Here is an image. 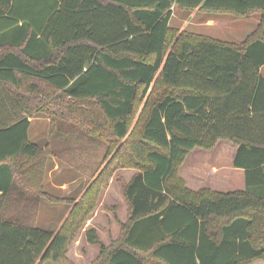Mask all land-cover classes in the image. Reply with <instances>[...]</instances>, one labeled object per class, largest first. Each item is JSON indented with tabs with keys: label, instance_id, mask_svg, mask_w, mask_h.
Masks as SVG:
<instances>
[{
	"label": "trees",
	"instance_id": "obj_1",
	"mask_svg": "<svg viewBox=\"0 0 264 264\" xmlns=\"http://www.w3.org/2000/svg\"><path fill=\"white\" fill-rule=\"evenodd\" d=\"M175 6L263 15L240 44L190 34L171 40ZM262 66L264 0H0V264H73L70 245L122 167L139 170L124 186L128 218L119 221L120 236L109 246L95 229L86 231L101 249L93 264L264 260ZM159 81L164 90L151 106L148 100L132 135L137 100H147ZM62 100L64 110L87 100L101 110L105 123L94 121L92 129L79 116V132L106 154L55 231L31 221L30 211H5L11 198L27 209L32 197L25 194L44 193L35 164L42 148L30 139L31 118ZM219 140L239 146L235 167L246 170V189H190L179 176L181 165L195 148L209 150Z\"/></svg>",
	"mask_w": 264,
	"mask_h": 264
},
{
	"label": "rangeland",
	"instance_id": "obj_2",
	"mask_svg": "<svg viewBox=\"0 0 264 264\" xmlns=\"http://www.w3.org/2000/svg\"><path fill=\"white\" fill-rule=\"evenodd\" d=\"M256 14L262 19V13H254L250 16L240 17L229 13H208L198 9L185 10L175 6L173 8V17L171 21V29L173 31L171 40L177 39L182 34L199 36L201 32H212L217 36L224 37L226 34L229 35L230 32L228 31L226 33L228 20L235 21L234 27L240 29V24L243 21L242 18H251ZM209 19L218 20L217 26L213 28V30L203 28L205 25L204 23H206ZM161 87L162 84L159 81L155 84L147 100H137L135 111L129 119L130 133H132V135L139 132L140 126L142 125L148 111L146 110L148 100H150L149 106H151L158 95L164 90V88ZM44 90L47 92V88H44ZM62 105H67L65 100L58 101L52 105L48 104L47 106H44V111L39 110V112L34 113L31 118L32 128L30 137L42 148V154L36 160L38 163L35 164L37 165V169L40 170L39 174L42 176L41 183L43 184L44 193H32L33 190H31L30 193L25 194V196L32 197L27 209H24V207L20 209L21 206L18 205L19 201L18 204H16L11 198V200H9L10 204L7 207V211H5V213L9 214H14L16 210L18 212L30 211L31 213L27 214V216L31 219V221L40 227L55 231L60 230L75 205L82 199L83 195L90 188L93 179L97 177V175L93 176V173L106 154V148L103 145H100L97 140L93 141V139L84 137L81 132H79V130H81L79 116L84 118L91 128L94 125V121H97L96 123H105V118L101 110L89 100L76 103V108H73L72 110H70V108L69 110H64L65 107ZM46 109H49V111H46ZM63 110L65 111L64 113H66V116H63ZM108 127L109 126H107L106 131H110ZM93 128L95 129L96 127L94 126ZM203 150L208 152H203ZM221 150H223V161H225L230 151L224 147V149L218 148V153L221 152ZM215 152V147L209 150L197 148V152H195L193 157L196 160L201 158L206 159V162L201 163L203 171L202 174L206 180L223 182V177L208 173L213 167L212 163L215 157ZM110 157L111 155L108 157V160ZM92 161L94 163V167L92 166L90 174H84V169H86ZM26 164L30 165L31 160L26 161ZM186 165L187 163L185 160L179 169V176L188 186V183L183 176V171L187 170ZM221 165L225 164L222 163ZM203 167L205 168L203 169ZM120 169H122V173L119 172ZM126 169L130 170L132 168L122 167L113 171V174L108 179L107 186L101 189L96 198V208L90 218H95L92 224L100 227L102 231L108 230L107 217H118V210L122 211V222L123 219L127 221L128 215L126 217V213H129V208L124 194V186L128 182L132 173L130 171H126ZM134 170L137 172L139 171L138 169ZM73 175L78 177L83 176V178L87 181L85 186L83 187L82 184L79 191L74 195L72 193L70 194L69 191L65 192L66 190L62 187L65 182H68L66 183L68 185L70 184V180ZM113 178H116L115 182L112 180ZM35 181H37V174L34 175V182ZM112 181L114 182L113 186H111L113 183ZM36 183L37 182L34 184ZM119 183L122 185L121 189L118 188V185H116ZM206 185L209 186L210 184L207 183ZM108 188L109 192L106 193ZM33 194H35L36 197H34ZM44 194L46 196H43ZM29 199L30 198L26 199L25 197L23 201ZM68 209L70 210L69 214ZM65 217L67 218L65 219ZM88 220L76 240L69 247L67 257L73 264H93L99 256L100 246L90 244L85 236V228L88 224ZM118 220L120 221L119 217ZM99 236L101 240H103L102 242L107 245L109 242L108 234L106 235L104 232H101L99 233ZM251 264H264V260H256Z\"/></svg>",
	"mask_w": 264,
	"mask_h": 264
},
{
	"label": "crops",
	"instance_id": "obj_3",
	"mask_svg": "<svg viewBox=\"0 0 264 264\" xmlns=\"http://www.w3.org/2000/svg\"><path fill=\"white\" fill-rule=\"evenodd\" d=\"M173 17V16H172ZM243 21L240 24V29H237V27H234L235 21H230L228 20V26L226 27L227 31L229 32V35L226 34V36L224 37H220L217 36L215 34H213L212 32H201L200 35L209 37V38H213L216 40H220V41H224V42H228V43H242L243 41L246 40V38L252 34L254 31L257 30V28L259 27L260 23H261V17L259 15H254L251 18H242ZM172 21V19H171ZM171 21H170V26H171ZM218 20H212L209 19L206 23H204V27L202 25V27L204 29H208V30H213V28H215L217 26ZM237 23V22H236ZM260 73L262 75V77L264 78V66L261 67L260 69ZM31 128H32V120H31ZM31 128L29 131V136H30V132H31ZM31 139V137H30ZM32 140V139H31ZM33 141V140H32ZM34 142V141H33ZM36 144H38L37 142H35ZM226 147L227 149H229V154L227 155V159L225 161H223V154L222 151L218 153V148H223ZM238 149L239 146L234 144L231 141H227V140H219L215 146V150L216 152L215 157L213 159V167L212 169L209 170V174H214V175H218L224 178V181H218V182H213L212 180H206L203 176V171H202V166L201 163L202 162H206L205 158H201L199 160H196L193 156L195 154V152H197V148H195L187 157L186 159V167L187 170L183 171V176L185 178V180L188 183V186L190 189L198 191L199 189H203V188H208L211 189L213 191L216 192H234V191H243L246 189V170L243 168H237L235 167V159L238 153ZM203 152H208L206 150H203ZM199 154V153H196ZM222 163H224L225 165H221ZM216 166V167H215ZM206 167V166H205ZM203 167V169L205 168ZM126 171H130L132 173L131 177L128 179V182H130V180L132 179V177L138 173L136 170L134 169H126ZM120 173H122V169L119 170ZM135 172V173H134ZM116 178H113L112 180L115 182ZM70 184H66L68 182H65V184L62 186L67 192L69 191V193L71 194H76L79 189L81 188L82 184L83 187L85 186V184L87 183L86 179L83 178V176H75L73 175L72 179L70 180ZM112 181V182H113ZM208 181V182H207ZM114 182L112 183L111 186H113ZM209 183L210 185L207 186L206 184ZM78 186H77V185ZM118 185V188H122L121 183L116 184ZM109 192V188L106 190V193ZM121 200V199H120ZM69 209H68V214H69ZM128 215V212L126 213V217ZM68 216V215H67ZM97 216V214H96ZM118 217L120 219V221L122 222V211L118 210ZM117 217V218H118ZM67 217H65L66 219ZM116 217L112 216L111 217H107L108 221H107V231H102L100 227H97L96 225L92 224L93 220L95 219L94 217H91L88 220V224L86 225V231L87 228L89 230L90 229H95L98 234L99 233H103L104 234H108V244L107 245H111L113 241L117 240L118 237L120 236L122 227L121 224L119 222V220H117ZM126 221L125 219H123V222ZM86 231H85V236H86ZM103 241V240H102ZM101 250V249H100ZM100 254V253H99Z\"/></svg>",
	"mask_w": 264,
	"mask_h": 264
}]
</instances>
